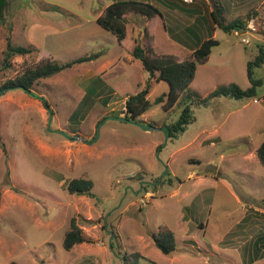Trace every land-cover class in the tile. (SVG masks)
Masks as SVG:
<instances>
[{
	"label": "rangeland",
	"instance_id": "1",
	"mask_svg": "<svg viewBox=\"0 0 264 264\" xmlns=\"http://www.w3.org/2000/svg\"><path fill=\"white\" fill-rule=\"evenodd\" d=\"M114 1H10L8 23L0 25V89L46 62L92 59L33 87L51 110L50 127L41 99L20 89L0 96V264H264V258L251 263L264 254V166L256 154L264 142V65L253 68L263 81L254 98L214 95L233 85L251 87L248 64L264 46V0H220L226 23L250 15L257 31L218 28L220 45L197 67L177 105L166 111L155 103L169 85L152 79L151 107L137 123L121 118L126 98L150 79L132 58L135 41L142 44L138 28L144 32L147 21L130 13L121 46L98 23ZM196 1H182L192 4V11L183 9L191 24L164 17L166 31L157 25L160 18L152 22L156 54L181 61L191 56L192 47L169 32L179 35L192 25L198 8L212 13ZM9 36L13 46L36 51L4 67ZM206 98L205 105L195 103ZM187 104L195 121L169 138L160 129L176 124ZM78 178L93 182L95 197L67 190ZM73 219L86 242L67 251L63 243ZM160 226L175 233L171 255L155 245Z\"/></svg>",
	"mask_w": 264,
	"mask_h": 264
},
{
	"label": "trees",
	"instance_id": "2",
	"mask_svg": "<svg viewBox=\"0 0 264 264\" xmlns=\"http://www.w3.org/2000/svg\"><path fill=\"white\" fill-rule=\"evenodd\" d=\"M11 0H0V25L7 22L9 19ZM210 4L214 6L213 12L210 14L216 28L224 30L226 33L232 34L235 32H244L248 23L251 21L250 15L246 20H235L231 23H226L223 16L224 8L220 0H209ZM130 13H139L145 21L150 22L154 17L161 16V12L155 5L142 0H117L114 1L104 11V14L98 18V23L105 30L111 31L117 35L119 43H121L127 35L126 17ZM257 15L256 13L254 16ZM8 23V22H7ZM215 29H211L209 37L202 40L200 44L193 49L191 56L184 61L179 60L174 55H158L152 47V42L149 40L147 46H143L136 41L135 47L132 50V57L142 62L144 69L150 73L145 88L135 95L128 96L125 102L124 119L128 122L137 123L139 118L143 116L151 107L148 100L149 94L152 90V79L157 82H166L169 85V92L161 95L155 101L156 104H164L166 111L173 109L181 95L187 92L188 88L195 79L197 67L204 65L209 61L213 52V48L220 45L214 35ZM145 38L148 33L147 28H144ZM36 50L33 47H16L13 46L12 37L7 38V49L4 52L5 58L4 67L10 66V60L17 56H26L34 53ZM92 58L79 59L73 62L59 65L55 62H46L38 65L35 69L27 70L21 77L14 81L6 83L3 88L21 86L24 89L31 90L35 84L42 79L52 77L58 73L72 68L74 65L89 61ZM9 64V65H8ZM264 65V46L260 47V53L253 62L248 64L247 76L251 83V87L243 90L237 85L217 90L215 96H230L236 99L243 97L254 98L257 94V88L263 84V81L255 77L254 66ZM1 90V89H0ZM189 98H191L188 95ZM197 105L206 104L207 98L196 100ZM191 105L187 104L181 113V116L176 124L172 127H167V134L169 138L177 137L180 132H184L188 125L195 121V117L191 111ZM1 139V136H0ZM257 157L260 163L264 166V142L257 149ZM94 184L91 180L85 178L74 179L67 184V190L71 194L78 196L95 197L92 189ZM156 247L164 254L171 255L176 251V236L175 233L167 226H160L157 234L153 235ZM86 240L82 236V230L77 224L76 220L71 221L70 230L66 233L63 247L67 251H71L75 246L85 243ZM113 245V242H112ZM264 258V254L255 255L251 259V263L255 260ZM17 264V263H12Z\"/></svg>",
	"mask_w": 264,
	"mask_h": 264
},
{
	"label": "crops",
	"instance_id": "3",
	"mask_svg": "<svg viewBox=\"0 0 264 264\" xmlns=\"http://www.w3.org/2000/svg\"><path fill=\"white\" fill-rule=\"evenodd\" d=\"M169 1H171V3H173V5H170V6H173V7L168 6V4L164 5L163 2H165V0H146V2H149V3L153 4V5H155L156 7H158L160 12H161V14H162L161 16L154 17L152 19V21L150 23L148 22L147 25H146L147 28H148L147 30H148V32L150 33V36H151L150 38L152 39L151 40L152 47L156 46V42H154L156 37H155L154 31H153V29L151 27L153 21H155V20L160 18V20L158 21L157 25H159L160 22H161V24H163V26L165 27L166 31H167V24L165 23V20L166 19L168 20V18H170V20H172L174 18L177 19L180 22L181 25H183L184 23L191 24V17L186 15V14H184L183 9H187L189 11H192V9H191V5L192 4H183L182 1L186 2V3H191V2H189V0H182L181 2H176L174 0H169ZM195 3L197 4L196 7H200L201 6L203 8H207L208 10H210V12H213L212 9L209 6L210 5V1H208V0H197ZM206 5H208L209 8ZM198 9L199 10H195V12H197V14H196L197 17H196L195 20H194V18L192 19V20H194L192 25L185 26L179 32V35H178L177 31H173L174 35H172L169 32V36L170 37L172 36L171 38H173V36H176L177 39L179 37L180 40L186 41L187 44H185V45L186 46H191L192 47V52H193V49L196 48V45L200 44V42L202 40H204V38L201 36L202 33L199 30H201L203 32L204 31L207 32L205 36L209 37L211 29L214 28L215 29V32H214V35H213L214 38H216V34L218 32V28H216L217 26L215 24L212 25L211 16L209 15V13L206 12V11H202L201 8H198ZM200 12H203V14H201ZM103 14H104V11L102 12L101 15H103ZM164 17H166V19ZM167 20H166V22H167ZM126 26H127V35H126V38L121 43H119L121 46H122V43L125 42V40L128 37V24H127V22H126ZM141 27L142 28H138V30L141 32L140 34H141V37H142V45L143 46H147L148 43H149V39L145 38V33L143 32V25ZM150 27H151V29H150ZM106 31H108V30H106ZM135 31H136V29L133 28V34L134 35H135ZM201 37H202V39H200ZM189 38H191V40H189ZM193 44H195V45H193ZM182 45H184V43ZM212 54H213V52H212ZM212 54H211V56H212ZM107 67L104 70L101 71L102 74H105L107 72ZM127 98H126V100H127ZM126 100H125V102H126Z\"/></svg>",
	"mask_w": 264,
	"mask_h": 264
},
{
	"label": "water",
	"instance_id": "4",
	"mask_svg": "<svg viewBox=\"0 0 264 264\" xmlns=\"http://www.w3.org/2000/svg\"><path fill=\"white\" fill-rule=\"evenodd\" d=\"M15 89L23 90V91L26 92L27 94H29V95H31V96H33V97L39 98V96L36 95L34 92H32L31 90L24 89V88L21 87V86H17V87H7V88H4V89H1V90H0V96L4 95L5 93H7V92H9V91L15 90ZM39 99H41V100L44 102V105L48 108V111L50 112V119H49V127H50V126H51V123H52V121H53V115H52L51 110H50V108L48 107V105H47L45 99H43V98H41V97H40ZM121 119L124 120V121H126L123 117H122ZM142 127H143V129L146 130V131L153 130V128H152L151 126H142ZM160 130H162V131H164V132H167L166 129H160ZM66 137H70V136L66 135ZM75 140H81V141H83V142H86L87 144H92V141L85 140V139H83V138H81V137H77Z\"/></svg>",
	"mask_w": 264,
	"mask_h": 264
},
{
	"label": "built area",
	"instance_id": "5",
	"mask_svg": "<svg viewBox=\"0 0 264 264\" xmlns=\"http://www.w3.org/2000/svg\"><path fill=\"white\" fill-rule=\"evenodd\" d=\"M191 2H192V0H190ZM255 19H251V21L248 23V25H247V27H246V30H244V32L243 33H249V34H254V32H256L257 31V29H256V26H255ZM235 33H237V32H235ZM238 33H240V32H238ZM242 42L243 43H245V44H248L249 43V39L248 38H243L242 39ZM124 110L126 111V108H124Z\"/></svg>",
	"mask_w": 264,
	"mask_h": 264
}]
</instances>
